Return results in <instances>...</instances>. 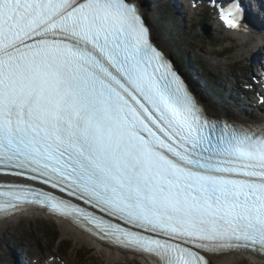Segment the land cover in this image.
<instances>
[{"label":"snow or ice","instance_id":"snow-or-ice-1","mask_svg":"<svg viewBox=\"0 0 264 264\" xmlns=\"http://www.w3.org/2000/svg\"><path fill=\"white\" fill-rule=\"evenodd\" d=\"M32 207L145 264L264 255V121L210 118L135 0H0V218Z\"/></svg>","mask_w":264,"mask_h":264},{"label":"rangeland","instance_id":"rangeland-1","mask_svg":"<svg viewBox=\"0 0 264 264\" xmlns=\"http://www.w3.org/2000/svg\"><path fill=\"white\" fill-rule=\"evenodd\" d=\"M143 3L144 8L150 13L151 18L166 40V45L170 50L168 55L181 58L179 61L181 67L178 64L176 66L180 71L182 68L184 74L191 81V87L198 95L200 93L207 95L210 100L215 101L229 114L235 112L243 115H257L259 113L261 109H252V106L246 108V104L244 105L246 109L237 108L230 99L238 101V96L235 93L232 94L233 91L231 92L230 88L233 89L232 85L237 78L244 79L251 76L250 73L247 76L244 75L245 67L249 65L246 63L245 57L249 50L258 53L261 46L256 48L253 43L243 45L240 39H231V42H229L227 39H230V37L216 31L210 32L207 37L204 36L197 25L200 21L206 19L205 24L211 29V21L207 14L190 11L183 18L181 14L174 11L170 3H163L161 0H143ZM183 46L192 49L191 53L195 63L202 65L210 75L216 89L205 82L200 69L195 66L190 68L184 64L185 52ZM225 85L228 86L225 87ZM262 110H264V107ZM26 217L28 216H23L7 223V226H3L0 232V264H16V259L20 253L26 254L34 260L39 259L42 264H109L103 254L97 251L98 249L90 248L86 244L79 246L74 243L70 235L62 236L60 225L57 222L37 219L32 216ZM45 227L57 230L59 240L71 243L70 249L65 251L66 245L62 244L57 250L50 238L47 236L41 237L40 232ZM45 233L48 234L49 230H46ZM86 252L89 255L82 260V256L87 254ZM137 263V261L131 260L119 264ZM238 264L253 263L244 259L240 260Z\"/></svg>","mask_w":264,"mask_h":264},{"label":"bare ground","instance_id":"bare-ground-1","mask_svg":"<svg viewBox=\"0 0 264 264\" xmlns=\"http://www.w3.org/2000/svg\"><path fill=\"white\" fill-rule=\"evenodd\" d=\"M135 2L140 7H142L141 8L142 9L141 10L142 16L145 19V23L147 24V27L150 29V35H151L150 38H151L152 42L155 43L164 52V54L167 56L168 54H170V50L166 45V40L163 38L162 33L159 30V27L154 22V20L151 18L150 13L144 8L143 0H135ZM212 12L214 13V11H212ZM146 19L148 22L146 21ZM253 29H254L256 34H261L264 31V27H261L259 25H254ZM213 30L215 31L214 27H213ZM220 30H221V28L217 32L222 33ZM227 31H229L227 37L233 36L236 38L243 39L242 37H237L238 35L231 33V32H234L233 30L227 29ZM249 41H251V40L249 39ZM244 42H245V40H244ZM168 56H170V55H168ZM258 57L259 56L257 55V53H255L253 50H249L246 57H245V61L247 63H249L251 61L253 62ZM186 65H188L190 68H192V60L189 59L186 62ZM251 72H254L257 75V72H255V70H253V68H251ZM201 79H203V78H201ZM241 84H242V81L237 78L236 81L234 82V84L232 85L233 89L235 90L236 95L238 96L237 97L238 101H234L230 98L229 99L234 102V104L237 106V108L241 107L243 109H246L244 107V105L250 104L249 99L251 98V94L248 96H242L241 91H240ZM227 86L228 85H225V87H227ZM199 99L201 101L203 110L211 118L223 119V120H229V121H238V122H248V121L260 122V121H264V110H262L263 104H264V99H263V103H262L261 107L258 108V110H260V109L261 110L259 111V113L257 115H252V114L243 115V114H237L235 112H233L232 114H229L227 111L222 109L221 106L217 105L215 101H213V100L210 101L209 97L207 95H203L200 93ZM20 214H23V213H20ZM30 214H32V212L29 211L25 215L31 216ZM38 216H42L41 213H39ZM19 217L20 216H18V217L10 216V217H7L5 219H1L0 220V232L3 229L4 225L18 219ZM32 217H35V216H32ZM46 218H49V217H46ZM57 223L60 225V230H61L62 236L70 235L72 240H74L75 244H77L79 246L86 244L90 248L98 249L97 251L100 252L101 254H103V256L106 258L105 260H107L109 262V264H119L120 262L125 263V262H130L131 260H136L137 262H139L137 264H145L144 258L131 259L132 258L131 255L119 253L115 250L104 249V248L96 245L93 241H91L89 239V237L87 235H85L84 233L79 231L77 228L66 223L65 221L59 220ZM244 259H246L247 261H249L253 264H262L261 260H259V259H255V258H251V257L246 258V257H242L239 254H225V255H219V256L211 257L212 264H238V263H240V260H244Z\"/></svg>","mask_w":264,"mask_h":264},{"label":"trees","instance_id":"trees-1","mask_svg":"<svg viewBox=\"0 0 264 264\" xmlns=\"http://www.w3.org/2000/svg\"><path fill=\"white\" fill-rule=\"evenodd\" d=\"M205 20L206 19H203L202 21H200L199 23H198V27L199 28H201V25L203 24V23H205ZM209 38V37H208ZM184 48V52H185V57H184V59H185V62H184V64H186V62L190 59V60H192V61H194V65L198 68V69H200V73L203 75V78H204V80H205V82L207 83V84H209L212 88H214V89H216V86L214 85V83H213V81H212V79H211V77H210V75L205 71V69L202 67V65L201 64H196L195 63V59H194V57H193V55H192V49L190 48V47H188V46H183ZM172 58H173V60L175 61V63L176 64H178L179 65V61H180V59L181 58H178V57H176V56H171ZM183 64V65H184ZM179 67H181L180 65H179ZM181 72L184 74V72L182 71V68H181ZM210 100V99H209ZM210 101H212V100H210ZM46 230H49V233L48 234H46L45 233V231ZM40 235H41V237H44V236H47L48 238H50L51 239V242L53 243V246L57 249V250H59V248H60V246L62 245V244H65L66 245V250L65 251H68L69 249H70V247H71V243L70 242H68V241H63V240H59L60 238H59V235H58V231L57 230H51V228H48V227H45V229H43L41 232H40ZM87 254H83V256H82V260H84L89 254H88V252H86ZM78 255V254H77ZM77 258H79L78 256H77Z\"/></svg>","mask_w":264,"mask_h":264},{"label":"water","instance_id":"water-1","mask_svg":"<svg viewBox=\"0 0 264 264\" xmlns=\"http://www.w3.org/2000/svg\"><path fill=\"white\" fill-rule=\"evenodd\" d=\"M201 32L203 33L204 36L207 37L210 34V29L208 28L206 24H203L201 26Z\"/></svg>","mask_w":264,"mask_h":264}]
</instances>
